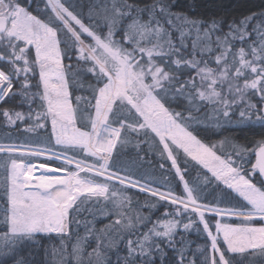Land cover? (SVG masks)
I'll return each instance as SVG.
<instances>
[{
    "label": "snow or ice",
    "instance_id": "obj_1",
    "mask_svg": "<svg viewBox=\"0 0 264 264\" xmlns=\"http://www.w3.org/2000/svg\"><path fill=\"white\" fill-rule=\"evenodd\" d=\"M17 99L27 113L3 107ZM209 106L216 126L236 114L264 126V11L226 22L191 19L168 0H0V115L47 132L34 144L0 143V264H30L23 247L51 234L61 238L57 264H108L99 237L85 252L76 233L71 260L64 238L89 201L116 198L125 215L131 197H117L116 185L149 197L135 218L114 221L118 236L106 246L123 240L127 249L116 264H155L162 245L178 251V264H264V139L252 149L229 142L231 151L206 142ZM141 142L170 162L179 195L124 166V149ZM193 229L210 240L199 261L180 234Z\"/></svg>",
    "mask_w": 264,
    "mask_h": 264
},
{
    "label": "trees",
    "instance_id": "obj_2",
    "mask_svg": "<svg viewBox=\"0 0 264 264\" xmlns=\"http://www.w3.org/2000/svg\"><path fill=\"white\" fill-rule=\"evenodd\" d=\"M31 2V0H30ZM39 2V0H37ZM130 2H137L141 4L152 3L153 0H130ZM168 3L172 4V11L176 13H181L187 15L191 19H223L224 21L236 20L239 21L240 18L250 15L252 13H259L264 11V0H168ZM35 6V4H33ZM42 7V4H41ZM32 10V9H30ZM35 14V13H34ZM177 23L178 22H175ZM167 28V25H165ZM227 31V28H224ZM178 33H173V39L175 40ZM196 39L195 33L192 32L185 37V42L189 45L193 40ZM215 67V65H211ZM166 67V66H165ZM167 70V67H166ZM194 75V73H193ZM15 91V89H14ZM78 95H87L86 91L81 90L77 93ZM251 102L256 104L257 108L260 107L259 98L256 96L251 97ZM3 107L8 108L10 111H21L24 113L28 112L27 104L20 105L19 99L11 104L3 105ZM35 111L40 109L33 104ZM182 110V109H177ZM208 119L204 120L203 124L200 125L201 128H207L206 131L201 132V138L210 139L212 142L224 141L223 149L225 151H231L229 142L240 144L248 147L249 149L255 148L256 142L260 139H264V126L253 117L252 120L245 119L240 122L238 114L231 116V123L225 122L227 118L220 117V126H216L215 120L217 117L213 114L211 106L207 109ZM203 119V116H202ZM25 125L12 126L9 125L2 115H0V143H25L22 138L34 139V140H47V132L45 130H38L35 133H30L24 131ZM7 138H15L16 140H7ZM119 147V145L117 146ZM147 146L141 142L139 149L129 145L124 149L121 156V161L125 167L129 168L134 178L141 180V183H150L152 187H157L160 185H165L161 190H166L167 187H171L176 190V194L179 195L182 185H178L177 178H175L169 171V163L161 161L159 155L152 151L145 149ZM139 152V157L137 156ZM247 159L254 162V157L251 154L247 155ZM41 161H36L39 163ZM164 163V168H160L159 164ZM186 179L194 180L196 179L195 174L191 177L186 176ZM112 186H110V191ZM115 191L117 192V197L120 195H127L131 197V203L127 204L122 208L125 213L124 216H117L116 210L113 207V200L116 198H110L109 201H104L101 198L99 204H94L89 201L88 204L84 206L78 217L80 224L77 227L75 224L70 225L72 230L69 233V237H65V243L67 245L68 259L71 260L72 246L77 242L76 233L82 238V247L85 252H91L92 248L96 247L97 238L99 237L101 242L100 251L102 255L109 258L108 264H116L117 252L121 256L127 255V249L124 246V241L120 240L115 248H108L106 245L109 239L116 240L118 236V229L120 226L126 222L128 216L135 218L137 213L143 212L144 210L140 207L145 200L149 199L143 193H139L134 189H124L123 187L116 185ZM212 189H207L203 196L207 197L208 202L212 200ZM220 193L216 196L219 198ZM221 207L228 206L227 204H221ZM209 215L207 214V217ZM116 219H119L121 225L114 223ZM106 225H111L109 229H106L105 233H101V229H105ZM256 226H260L256 224ZM6 230L3 226L2 221H0V231ZM146 230V229H144ZM181 235L184 236V252L188 256L191 253H195L199 261L201 259L199 252H197L198 247H208L210 250V240L206 237V234L202 231L197 232L194 229L185 233L181 230ZM128 237L125 236V239ZM178 238V237H177ZM164 248L163 260L160 259V253H154L155 264H178V251L172 248L162 245ZM179 248V245H177ZM47 249V255L45 250ZM53 249H56L57 254L53 255ZM30 253V255H29ZM23 255L29 259L30 264H57L61 260V238L56 236V234H51L50 236H42L41 244L28 245L23 247ZM74 264V261H73Z\"/></svg>",
    "mask_w": 264,
    "mask_h": 264
},
{
    "label": "rangeland",
    "instance_id": "obj_3",
    "mask_svg": "<svg viewBox=\"0 0 264 264\" xmlns=\"http://www.w3.org/2000/svg\"><path fill=\"white\" fill-rule=\"evenodd\" d=\"M22 139H25V140H23V142H25V143H29V142H31V143H35L36 141H38V140H34V139H28L27 137L25 138H22ZM7 140H16L15 138H7ZM42 141H46V139H44V140H42ZM136 190V189H135ZM208 215H211V214H208ZM206 218H207V214H206ZM217 219H219V217H217Z\"/></svg>",
    "mask_w": 264,
    "mask_h": 264
},
{
    "label": "bare ground",
    "instance_id": "obj_4",
    "mask_svg": "<svg viewBox=\"0 0 264 264\" xmlns=\"http://www.w3.org/2000/svg\"><path fill=\"white\" fill-rule=\"evenodd\" d=\"M37 174H39V172H37Z\"/></svg>",
    "mask_w": 264,
    "mask_h": 264
}]
</instances>
